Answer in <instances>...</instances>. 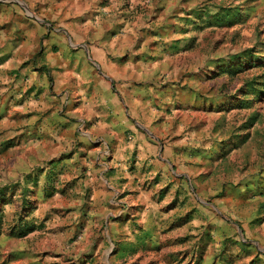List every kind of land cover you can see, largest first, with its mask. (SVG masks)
I'll use <instances>...</instances> for the list:
<instances>
[{"label":"rangeland","instance_id":"rangeland-1","mask_svg":"<svg viewBox=\"0 0 264 264\" xmlns=\"http://www.w3.org/2000/svg\"><path fill=\"white\" fill-rule=\"evenodd\" d=\"M64 1L0 0V12L56 26L122 7L146 35L181 39L167 46L176 59L159 82L172 98L163 134L176 142L175 155L147 170L141 189L106 196L109 188L87 184L86 170L75 172L73 147L41 132L55 103L40 102L41 91L33 94L21 74L26 66L40 71L39 58L1 70L0 188L8 191L0 202V264H264V94H244L264 82V0H78V9L59 6ZM226 9H234L231 22L216 18ZM233 55L242 69L218 74ZM15 73L24 83L16 88Z\"/></svg>","mask_w":264,"mask_h":264},{"label":"crops","instance_id":"crops-1","mask_svg":"<svg viewBox=\"0 0 264 264\" xmlns=\"http://www.w3.org/2000/svg\"><path fill=\"white\" fill-rule=\"evenodd\" d=\"M68 4L78 9V0H66L59 6ZM108 7L106 11L98 10L96 21L61 18L56 26L11 8L0 12L1 19L9 14L3 19L7 23L0 25V71L39 58L40 71L32 72L26 66L21 74L27 80L25 86L34 88L33 94L41 91L40 102L55 103L49 109V118L40 124L41 132L58 138L61 148L73 147L75 172L86 170L87 184L95 190L107 187L110 190L106 196H111L112 191L141 189L146 171L151 173L158 167L160 158L175 155L173 143L163 134L171 121L164 111L172 98L167 78L166 85L159 82L168 74L170 60L176 59L167 46L175 47L181 39L170 44L154 39L145 34L142 24L133 20L127 8L114 13ZM48 25L53 26L52 30ZM19 74L10 77L15 88L24 85L15 78ZM21 90L13 91L15 98L22 95ZM159 99L164 108L156 106ZM99 137L106 145L94 142ZM106 146L112 150L107 158L102 153Z\"/></svg>","mask_w":264,"mask_h":264},{"label":"trees","instance_id":"trees-1","mask_svg":"<svg viewBox=\"0 0 264 264\" xmlns=\"http://www.w3.org/2000/svg\"><path fill=\"white\" fill-rule=\"evenodd\" d=\"M206 11H204L205 13ZM234 13V9H226V12L225 13H220L219 15H217V19L220 20V19H224L225 17L227 18V22H231V19L230 17L232 16V14ZM239 14V12H237ZM193 14L195 17H200L201 14H203V12L201 10H197V11H194ZM191 20V19H189ZM253 50L251 49V51L248 52V54H250ZM240 55H233L231 56L230 58H225V59H222L221 60V63L219 64V68H218V71L217 73L218 74H224L225 72H228V73H237L239 72L241 69H242V64H239L237 63V59H240ZM236 62V63H234ZM42 69V68H40ZM251 89V90H249ZM253 89V90H252ZM243 91V90H242ZM245 93L244 94H249L250 92H253V93H257V95H260V94H264V82L262 84V87L261 88H257L256 86H250V88H248V90L246 89V91H244ZM64 158V157H62ZM55 162V161H53ZM52 162V163H53ZM35 179V182L37 181V177L34 178ZM31 180L28 178V180H26V182H30ZM6 191H8V188H0V202H4L7 200V194H6ZM26 191H29V190H26ZM28 204V201H23V206L26 207V205ZM2 218V212L0 211V219ZM27 234V231H24L21 233V236H24Z\"/></svg>","mask_w":264,"mask_h":264},{"label":"built area","instance_id":"built-area-1","mask_svg":"<svg viewBox=\"0 0 264 264\" xmlns=\"http://www.w3.org/2000/svg\"><path fill=\"white\" fill-rule=\"evenodd\" d=\"M97 142L98 143H100L101 142V140L100 139H98L97 140ZM107 147V146H106ZM103 156L105 157V158H107V157H109V156H111V151H110V149L107 147V148H105L104 150H103ZM104 165L107 167L108 165H107V163L106 162H104Z\"/></svg>","mask_w":264,"mask_h":264}]
</instances>
